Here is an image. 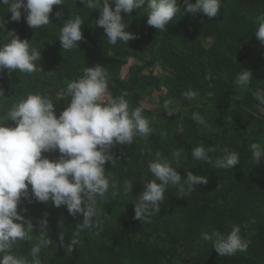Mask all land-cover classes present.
Returning <instances> with one entry per match:
<instances>
[{
    "label": "trees",
    "instance_id": "trees-1",
    "mask_svg": "<svg viewBox=\"0 0 264 264\" xmlns=\"http://www.w3.org/2000/svg\"><path fill=\"white\" fill-rule=\"evenodd\" d=\"M178 3L181 11L165 31L147 25L143 8L128 14L122 11L126 30L134 38L115 45L95 25L99 10L83 6L80 0L54 5L50 23L38 29L27 25L23 9L21 19L12 21L7 6L0 5V19L6 21L5 28H0V46L8 42V31H13L41 51L33 73L0 71L4 94L0 115L28 94L41 93L53 101L58 116L70 101L64 96L67 84L80 78L85 67L99 64L106 70L112 99L123 96L130 112L141 108L153 129L147 139L137 135L131 144H116L110 150L113 161L104 165L109 188L97 197L102 230L79 231L75 237L79 243L71 253L66 244L74 238L82 217H72L66 206L36 201L29 185V199L22 197L17 210L34 225L47 213L45 235L52 243L41 249V264H264V159L256 162L250 150L254 142L264 146V104L253 95L264 90V45L254 34V20L264 13V0H221L219 15L211 19L203 13L183 15V0ZM57 10L62 11L59 19L54 15ZM76 15L84 21L83 39L77 47L64 50L58 39L60 26ZM129 57L140 64L129 67L122 77L121 68ZM155 64L161 74L142 72ZM243 69L251 72V83L241 92L234 79ZM161 83L166 89L163 101L169 102L174 113L170 116L166 109L155 112L140 106L142 91L159 88ZM188 90L195 91L196 97L186 98L183 93ZM194 112L211 128L194 121ZM5 124L14 126L11 120ZM201 144L215 149L209 153L213 161L235 151L239 163L232 169H218L193 159L191 149ZM174 150H181L179 159L173 158ZM156 152L167 158L182 179L191 171L207 177V183L191 192L187 186L181 192L169 185L160 212L139 221L134 218L135 198L144 190L143 182L154 179L148 163ZM42 155L56 159L59 153ZM126 181L132 183L131 192L125 191ZM233 225H239L242 237L250 241L247 251L219 256L202 233L218 230L226 234ZM30 235L31 239L17 241L12 248L29 264L30 249L44 234L37 226Z\"/></svg>",
    "mask_w": 264,
    "mask_h": 264
},
{
    "label": "clouds",
    "instance_id": "clouds-1",
    "mask_svg": "<svg viewBox=\"0 0 264 264\" xmlns=\"http://www.w3.org/2000/svg\"><path fill=\"white\" fill-rule=\"evenodd\" d=\"M80 2L91 10H99L95 25L103 28L108 43L113 45L117 41L127 43L134 38V34L126 30L128 25L121 16L122 11L128 14L133 9L143 8L147 15V25L159 31H165L169 21L181 11L178 0ZM183 3V15L203 13L209 19L218 16L221 7V0H183ZM63 4L64 0H0V5H6L7 12H11L12 21L21 19L23 9L26 23L33 29L49 24L53 6ZM54 15L59 19L62 11L57 10ZM83 23L79 15L64 20L58 36L64 50L77 47L83 39ZM254 23V34L264 45V13L258 14ZM5 24V19H0V28H5ZM40 59L41 51L33 47L29 40L8 31V42L0 46V71L6 69L30 74L37 71ZM234 83L241 92L247 91L251 83V72L243 69L235 76ZM107 92L106 70L96 64L85 67L80 78L67 84L64 96L70 97V101L58 116L53 101L41 93L28 94L13 104L4 115H0V264H29L25 256H17L12 248L17 241L31 239L34 227L38 226L44 235L30 249L31 264H41V249L52 243V239L45 235L48 227L47 213L34 225L31 218L25 219L17 210L22 197L29 199V185L31 197L36 201H51L57 208L66 206L72 217H82L74 238L66 244L67 253L73 252L74 245L79 243L75 238L79 231L94 227L102 230L104 221L97 208V197H103L109 188L104 165L113 161L110 150L116 144H131L137 135L147 139L153 133L141 108L137 107L130 112L128 101L123 96L106 100ZM183 95L192 99L197 93L188 90ZM253 95L264 104V90L258 89ZM0 96H4L2 89ZM163 107L167 115L174 114L169 108V102H165ZM192 119L211 128L197 112L192 114ZM8 120L13 121L14 126L6 125L5 121ZM250 150L256 162L264 159V146L260 143H252ZM57 151L59 155L56 159L42 155ZM214 151V148L206 149L201 144L191 149V156L218 169H232L239 163V155L235 151L227 152L213 161L209 153ZM181 155V150L172 153L176 159ZM154 156L148 163L154 179L143 182L144 190L135 198L134 218L139 221L160 212L169 185L177 186L181 192L187 186L191 192L198 184L207 183V177L191 171H186L182 179L176 168L160 152ZM124 187L126 192H131L132 183L126 181ZM202 237L211 242L219 256L245 252L250 243L242 237L239 225H233L226 234L214 230L211 234L203 232ZM60 244L65 247L62 236Z\"/></svg>",
    "mask_w": 264,
    "mask_h": 264
},
{
    "label": "rangeland",
    "instance_id": "rangeland-1",
    "mask_svg": "<svg viewBox=\"0 0 264 264\" xmlns=\"http://www.w3.org/2000/svg\"><path fill=\"white\" fill-rule=\"evenodd\" d=\"M140 64V61L137 58L129 57L127 58V63L121 68L120 75L125 77L129 67H135L136 65ZM142 72L144 73H152L153 75H159L162 73L159 65L155 64L149 68H143ZM166 89L163 83L160 84L159 88H148L142 91V97L140 100V106L144 109H149L152 111H159L160 109H165L163 107L165 101H163V94L165 93ZM170 108V104H169Z\"/></svg>",
    "mask_w": 264,
    "mask_h": 264
},
{
    "label": "built area",
    "instance_id": "built-area-1",
    "mask_svg": "<svg viewBox=\"0 0 264 264\" xmlns=\"http://www.w3.org/2000/svg\"><path fill=\"white\" fill-rule=\"evenodd\" d=\"M105 99H112L111 95L109 94V92H107L106 96H105Z\"/></svg>",
    "mask_w": 264,
    "mask_h": 264
}]
</instances>
